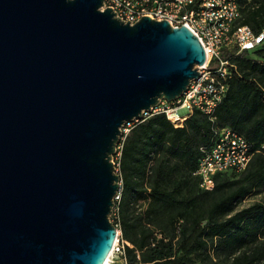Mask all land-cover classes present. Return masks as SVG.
I'll return each instance as SVG.
<instances>
[{
	"label": "water",
	"instance_id": "1",
	"mask_svg": "<svg viewBox=\"0 0 264 264\" xmlns=\"http://www.w3.org/2000/svg\"><path fill=\"white\" fill-rule=\"evenodd\" d=\"M103 0H0V264H105L126 122L199 77L186 25Z\"/></svg>",
	"mask_w": 264,
	"mask_h": 264
},
{
	"label": "trees",
	"instance_id": "2",
	"mask_svg": "<svg viewBox=\"0 0 264 264\" xmlns=\"http://www.w3.org/2000/svg\"><path fill=\"white\" fill-rule=\"evenodd\" d=\"M243 10L242 24L256 33L264 28V0ZM228 56V55H225ZM236 69L216 110L217 123L230 126L253 144L255 154L241 173L217 174L212 191L200 188L195 174L200 147L210 144L213 123L195 111L183 127L164 114L137 123L123 142L118 222L128 264H188L192 254L204 261L213 252L252 247L264 237V204L236 211L237 203L264 189V49L230 56ZM205 198H213L205 205ZM147 203L144 214L132 208ZM160 233V237L157 236ZM264 259V244L233 264Z\"/></svg>",
	"mask_w": 264,
	"mask_h": 264
},
{
	"label": "built area",
	"instance_id": "3",
	"mask_svg": "<svg viewBox=\"0 0 264 264\" xmlns=\"http://www.w3.org/2000/svg\"><path fill=\"white\" fill-rule=\"evenodd\" d=\"M251 5L255 6L254 0H103L101 9L111 8L123 22L135 24L141 17L149 16L157 21L167 20L172 27L188 26L206 53V63L198 67L199 77L191 80L180 97L173 101L160 100L157 105L144 110L140 118L123 125L116 149L117 160L112 157L116 172L119 171L123 142L137 123L164 114L175 127H183L195 111L202 112L213 123L210 144L200 147L195 172L200 178V188L212 191L217 174L241 173L247 169L255 154L253 144L232 127L220 126L216 110L228 93L232 67L236 69L230 56L255 50L264 40V28L256 33L251 26L241 23L243 10ZM121 190L115 203L121 198ZM126 244L118 228L110 257L114 255L128 264Z\"/></svg>",
	"mask_w": 264,
	"mask_h": 264
},
{
	"label": "rangeland",
	"instance_id": "4",
	"mask_svg": "<svg viewBox=\"0 0 264 264\" xmlns=\"http://www.w3.org/2000/svg\"><path fill=\"white\" fill-rule=\"evenodd\" d=\"M259 47L260 49L261 48L264 49V40ZM117 156L118 155L116 153L113 155L114 161L117 160ZM117 173L118 174L120 173V168ZM211 199L213 198H205V200H203L202 203L207 205L211 201ZM256 203L264 204V189H256L252 194L248 195L246 198L238 202L236 206V211H240ZM115 204L116 205L113 207L112 212L110 214V219L115 225H117V222H118V207L117 206L118 205H117V202ZM146 207H147V203L145 201L138 202L132 208L133 217L142 216L146 210ZM118 228H119V225H118ZM157 236L160 237L161 236L160 233L157 232ZM263 244H264V237L261 236L257 244H255L252 247L246 246L235 252H231V251L230 252H222V251L213 252V250L210 249V254H211L210 259L204 261L200 256L192 254L187 263L188 264H233L234 258L243 257L244 255H248V254L251 256L259 247L263 246ZM109 264H124V262L113 255L110 257ZM253 264H264V259L259 262L253 263Z\"/></svg>",
	"mask_w": 264,
	"mask_h": 264
},
{
	"label": "bare ground",
	"instance_id": "5",
	"mask_svg": "<svg viewBox=\"0 0 264 264\" xmlns=\"http://www.w3.org/2000/svg\"><path fill=\"white\" fill-rule=\"evenodd\" d=\"M109 261H110V255H109V257H108V259H107L105 264H108Z\"/></svg>",
	"mask_w": 264,
	"mask_h": 264
}]
</instances>
